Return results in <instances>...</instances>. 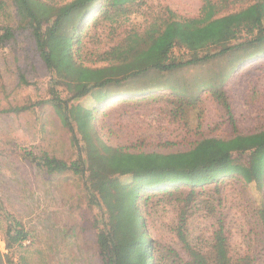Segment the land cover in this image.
Wrapping results in <instances>:
<instances>
[{"label":"rangeland","instance_id":"1","mask_svg":"<svg viewBox=\"0 0 264 264\" xmlns=\"http://www.w3.org/2000/svg\"><path fill=\"white\" fill-rule=\"evenodd\" d=\"M62 7L73 0H44ZM258 0H139L123 12H111L96 22L87 16L79 27L85 66L107 64L99 55L114 51L115 62L127 56L133 33L155 31L163 48L188 59L220 45L234 43L242 24L237 13ZM95 4L89 11L96 17ZM91 20V21H90ZM90 21V22H89ZM86 22H89L85 26ZM8 28L11 37L2 39ZM230 42V43H229ZM230 55L185 66L169 73H151L129 86L170 84L177 88L117 94L94 112V129L107 145L131 153H156L168 167L187 170L202 186L149 189L139 198L142 231L150 238L154 264H187L190 251L207 253L222 220L233 260L264 264V230L259 210L264 208V175L246 183L238 174L207 171L211 159L225 152L224 139L234 132L264 130V53L231 63ZM227 76L221 78V74ZM213 82L206 85L205 82ZM203 86V87H201ZM64 101L70 96L63 83L47 69L36 49L30 28L20 20L12 0H0V251L5 264H99L94 240L98 209L88 197L85 178L72 172L48 173L40 164L43 154L71 162L78 149L70 130L48 100L50 88ZM225 93L235 127L213 90ZM65 100V101H66ZM42 103L36 104L37 102ZM91 97L67 100L65 109ZM21 112L5 111L32 105ZM195 107H192L195 105ZM28 153L34 156L32 160ZM234 159L244 161L245 156ZM40 163V162H39ZM28 232L23 243L5 247L8 226ZM209 254V253H208ZM121 264H144V256L119 252Z\"/></svg>","mask_w":264,"mask_h":264},{"label":"trees","instance_id":"2","mask_svg":"<svg viewBox=\"0 0 264 264\" xmlns=\"http://www.w3.org/2000/svg\"><path fill=\"white\" fill-rule=\"evenodd\" d=\"M96 17L89 11L95 4ZM139 0H73L62 6H52L44 0H12L16 13L31 30L36 49L47 69L55 76L57 83H63L70 93L67 100L91 97L92 106L84 107L80 103L65 109L64 101L53 87L50 88L51 102L59 112L63 123L70 130V140L78 149L75 160L67 162L55 156L43 154L40 164L48 173L72 172L85 178L86 192L90 202L97 207L99 216L95 219L94 240L99 264H121L119 252L128 251L144 256V264H154L150 258V238L147 231L140 228L142 220L139 198L149 189L168 188L171 186H202L189 179L187 170L168 167L161 163L156 153H131L122 148L104 143L94 129V112L98 107L117 94L141 93L147 90L169 88L170 85L152 84L129 86L132 81H139L151 73H169L185 66L207 62L223 55L231 56V63L245 57L264 53V0H258L237 13L242 24L239 36L234 43L220 45L213 51L198 55L196 50H189L188 59L173 56V43L161 48L156 43L155 31H145L144 36L133 33V42L144 44L136 50L131 47L130 58L127 56L113 61L114 51L99 55L107 64L101 67H88L79 59L81 52V33L79 27L87 16L96 22L111 12H123L127 5ZM90 20V21H91ZM89 21V22H90ZM89 22H86L85 26ZM11 37L6 28L2 39ZM227 73L221 74V78ZM213 85V82H205ZM203 87V86H201ZM213 96L224 108L232 121L227 97L221 88L213 90ZM66 100V101H65ZM37 102L36 104L42 103ZM32 105L15 106L5 111L21 112ZM193 105L192 107H195ZM235 127L234 121H232ZM225 152L211 159L205 166L207 171L218 167L222 174L240 175L246 183L259 182L264 175V130L251 134H240L224 139ZM245 156L244 161L234 159ZM33 160L34 156L28 153ZM259 217L264 230V208L259 210ZM28 236L24 228L8 226L4 239L5 247L23 243ZM209 253V254H208ZM191 261L187 264H248L247 257L233 260L229 255V240L222 220L213 232L210 249L207 253L190 251ZM0 264H5L0 251ZM143 264V263H142Z\"/></svg>","mask_w":264,"mask_h":264}]
</instances>
